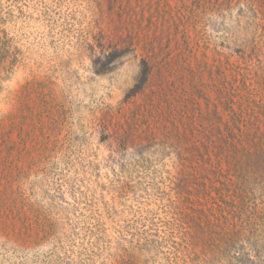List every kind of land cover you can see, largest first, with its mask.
Listing matches in <instances>:
<instances>
[{
    "label": "rangeland",
    "instance_id": "obj_1",
    "mask_svg": "<svg viewBox=\"0 0 264 264\" xmlns=\"http://www.w3.org/2000/svg\"><path fill=\"white\" fill-rule=\"evenodd\" d=\"M0 264H264V0H0Z\"/></svg>",
    "mask_w": 264,
    "mask_h": 264
}]
</instances>
